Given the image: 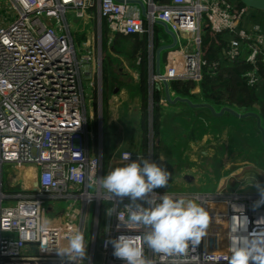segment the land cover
<instances>
[{
    "label": "built area",
    "instance_id": "2783aa9c",
    "mask_svg": "<svg viewBox=\"0 0 264 264\" xmlns=\"http://www.w3.org/2000/svg\"><path fill=\"white\" fill-rule=\"evenodd\" d=\"M130 1L138 0H5L4 9L10 12H6L9 18L0 20V264H95L98 254L99 264H124L106 241L122 233L136 238L146 231L136 224L130 230L118 229L119 221L115 215L108 216L107 209L126 217L129 199L113 200L97 190V177L106 175L109 168L102 148L92 141L83 79H89L93 87L92 101L97 95L95 83L100 87L102 76L105 25L125 36H153L157 21L169 26L177 35V48L169 73L162 74L160 82L201 85L206 76H217L231 63L248 67L241 77L248 86L261 84L264 28L250 26L251 8L240 6L238 0H140L146 7L143 15L139 4ZM70 17L84 27L95 20L94 32L85 33L83 54L76 47ZM207 30L214 36H229L214 58H208L204 50ZM138 156L145 157L121 150L119 166ZM5 164L38 167L37 191L5 192L1 180ZM155 191L154 195L165 193ZM167 194L202 202L213 220L201 243L184 254L154 253L144 245L147 264H228L233 249L247 241L248 232L264 229V205L254 207L260 192L222 188ZM60 199L73 202L60 216L55 205L50 207L62 220L52 222L45 216L44 204ZM11 200L16 203L3 204ZM77 201L82 204L79 209L74 208ZM91 205L94 234L88 258L69 261L57 248L75 230L86 235Z\"/></svg>",
    "mask_w": 264,
    "mask_h": 264
},
{
    "label": "rangeland",
    "instance_id": "374dc122",
    "mask_svg": "<svg viewBox=\"0 0 264 264\" xmlns=\"http://www.w3.org/2000/svg\"><path fill=\"white\" fill-rule=\"evenodd\" d=\"M0 4L3 5L0 6V20H2L6 18V12H10V10L7 8L4 9V7H6L5 0H0ZM94 11H96V7ZM7 17L9 18V16ZM263 18L264 13H261L259 19ZM70 22L72 24V32L76 38V47L79 52L83 54L86 52L82 44L86 38L85 33L94 32L95 20H90L89 24L85 25V27L82 21L76 22L72 17H70ZM249 22L250 25L257 24V21L251 18H249ZM104 27L105 31L103 32L102 42L103 91H108L110 98H113L114 95H118L122 91L126 92L131 88L136 92H142L140 88L141 77L137 76L140 72L138 70V73H136L134 68L138 67L139 63H141L138 53L142 51L141 48L142 45H144V37H129L112 32L106 25ZM156 36L161 43L167 38L164 29L158 25H156ZM154 37L155 35H149L148 41H146V47H148V49L154 44ZM170 41L169 38V42ZM182 43H185V41H182ZM136 48H138V50ZM161 71H164V61L161 63ZM150 80L151 77L149 75V83ZM83 84L87 94L88 118L93 122V126L96 127L94 140L95 142H100V134L102 132L104 133V130H101L100 126L102 122L100 116L101 110L103 114L104 107L102 105L99 113V101L97 97V107L94 110L92 119V96L89 94L94 95L93 87L90 85V80L85 77L83 79ZM151 84L155 88L156 84H159V82L151 80ZM115 90H117L116 93ZM141 95L143 96V93ZM148 96H151L150 87ZM126 101L120 113H118V116L126 119L124 120L125 123H123V126L129 131L133 130V133L139 126L140 120H138V117L140 115L138 116V111H134L131 113V116H128L126 114V107H129L131 104L129 99ZM174 115L179 116L175 118ZM205 116L206 115L198 117L181 109L179 113H169L168 121L167 119L165 120L166 123L169 122L168 131L169 134H171L169 135V142L177 139L180 145L156 146L159 163L171 173L169 187L167 189L178 193H204L215 192L219 187H225L226 190L242 193L260 192L259 188L264 187V143L262 144L263 146L260 144L261 137L256 130L254 121H251V124L248 122L247 124L242 123V125L228 117H224L221 120H213L210 119V116ZM144 120H147V124L149 125V129L146 133L150 145L153 136L151 130L152 120L149 115ZM104 126L102 128H104ZM201 135H205L209 138L205 143L207 146L183 145L188 139L197 138V136ZM151 148L152 146H145L146 150L144 153L146 156H151ZM104 158L107 159L105 155ZM184 174L193 176L194 181L196 177L197 181L195 184L186 181L183 176ZM254 178L255 182L249 184ZM5 185L4 191L7 192L6 182ZM71 202H73V199L68 201L64 199L46 201L44 204L46 218L52 222L57 221V223H62V220L54 216L53 212L49 211V208L55 205L57 210L59 209V211L62 210L63 212ZM15 203L16 200H11L5 201L3 204L14 205ZM81 207V202L77 201L74 208L79 209ZM94 214L95 208L94 205H91L88 209V218H90L88 232H86L85 235V240L89 243L87 250L91 245L93 237L92 227ZM98 256L99 254L97 255L95 264H99Z\"/></svg>",
    "mask_w": 264,
    "mask_h": 264
},
{
    "label": "clouds",
    "instance_id": "9594fccd",
    "mask_svg": "<svg viewBox=\"0 0 264 264\" xmlns=\"http://www.w3.org/2000/svg\"><path fill=\"white\" fill-rule=\"evenodd\" d=\"M124 159L130 161V156ZM170 178L171 173L161 163L143 156L97 177L98 191L107 193L113 200L127 197L130 201L125 205L126 217L110 207L107 209V215H115L119 221L117 228L130 230V225L136 224L146 229L140 237L122 233L106 241L111 244L113 255L124 264H147L144 245L154 253L184 254L207 235L213 218L202 202L167 192L154 195L156 189L169 187ZM254 182L255 178L249 184ZM259 191L256 208L264 205V187ZM244 231L248 232L247 228ZM88 244L84 234L75 230L66 244L57 249L69 261L78 262L88 258ZM228 264H264V229L248 232L247 241L233 249Z\"/></svg>",
    "mask_w": 264,
    "mask_h": 264
},
{
    "label": "crops",
    "instance_id": "0c3cea01",
    "mask_svg": "<svg viewBox=\"0 0 264 264\" xmlns=\"http://www.w3.org/2000/svg\"><path fill=\"white\" fill-rule=\"evenodd\" d=\"M155 1L165 3V2H169L170 0H155ZM257 11H260V10H257ZM263 12L264 11L258 12L260 14H257V16H260L261 13H263ZM255 20L257 21V19L254 18V21ZM155 26H156V23L154 24L153 28ZM158 26H160V25H158ZM250 26L251 27L252 26L262 27L259 24V21H257V24H253ZM160 27H162L164 29L163 26H160ZM164 32L167 34V38L162 43L160 42V46L173 43L172 37L168 34V32H166L165 29H164ZM206 33L207 34L205 35V37L206 36L212 37V41L210 44L206 45L204 50H205L206 56L207 57L209 56L208 58H214L215 56L220 54L222 47L228 41L229 36L227 34L220 35V36H214L208 30ZM147 35L149 37V34H147ZM131 36H133V35H131ZM138 36L142 37L144 35H138ZM169 38L171 40L170 42H169ZM176 48H177V45L172 49H166V50L161 52V63L164 61V71L163 72L161 71L162 74H168L169 73V62L171 61L172 56H173ZM156 50H157V48L155 49V47L153 45H151L150 49H147L148 58H149V60H148L149 75H150L151 79L155 73V63H156L155 62V55H156L155 53H156ZM138 54H139V60L141 61V55H140V53H138ZM161 63H160V66H161ZM224 69L232 70V64L227 63L226 67H224L223 70ZM134 70L136 73H138L139 69H138V67H135ZM137 76H140V74H137ZM261 79H262L261 84H259L257 86L258 88H260V90L264 86V72L262 73ZM154 81L159 82V84H156L155 88H157V90H159V92L161 94L160 101L158 103L160 105V108H161V110H160V112H161V118H160L161 119V126H160V135L158 137H156V139H155V135L153 132V121H152L151 130H152L153 136H152V141H151L150 145H149V140L146 139V134L144 132L143 119H144L145 111L143 108V97L141 95V91L136 92L134 89L131 88L126 92L120 91L121 93H119L118 95H114L113 98H110L108 95V91H106V92L103 91V73H102V80L101 79L99 80L100 87H97V84L95 83V89H96L97 95H95V97L92 100L93 109H92L91 116L93 119L94 110L97 107L96 99L98 97L99 108H100V100H101V108H102V105L104 107L103 114H102V110H101L102 122H103L102 127L104 125H106V126H105L104 133L102 132L100 134V142H95V140H94V135L96 134L95 133L96 127L93 126L92 121H91L90 132H91L92 139H93L92 141L94 143H96L95 144L96 148L101 147L102 150L106 149L107 154L106 153L105 154L107 155V159L104 158V160L106 161V167L109 168V171L112 168L119 166L118 155H119V152L123 149L124 150H132L135 153L144 154V156L146 158H150V159L155 161V159H154L155 146H180L178 144L177 139H174L173 141L169 142V138H170L169 135H171V134H169V131H168L169 122H167V123L165 122L166 119H167V121L169 119V113H179L180 110L182 109L183 111H185L189 114H192V115L194 114L198 117L204 116V115L210 116V119H213V120H221L224 117H228L229 119H232L238 123V120H236V118L241 119V118H238V117H236V116H234L228 112H225V114L223 116L218 117V116H214L211 113V111L208 110L207 108H193V107L189 106L188 104L181 103V102H177L176 104L170 103L166 99L165 86H164L163 82H160L157 79ZM171 82L172 81L169 82V89H170V93H171L172 98H175L177 96L183 97L182 95L178 94V92H176L175 90H173L171 88ZM149 85H150L149 87H150L151 96H148V100H147V117L149 115L151 120H153V114H154V99H153V93L154 92L153 91L155 88L151 84V80H150ZM149 87H148V90H149ZM100 91H102L101 99L99 98ZM116 92H117V90H115V93ZM186 97L190 98L191 100H193L196 103L208 102V103L212 104L217 109V111H220L225 106L231 107L227 103H225L223 101H217L216 99L210 100V101L205 100L204 96L202 94L201 85L194 84V86H191V88L189 90V95ZM127 99L130 100L131 105L129 107H126V114L128 116L129 115L131 116L132 112L138 111V116L140 115L138 117V120H140L139 126L133 133H132L133 130L129 131L127 128H125V126H123V123H125L124 120H126V119L121 118V116H118V113H120L121 108H122L123 104L127 102L126 101ZM150 103H151V105H150ZM231 108H233V107H231ZM238 112L246 113L243 111H238ZM250 112H252V111H250ZM177 116H179V115H177ZM177 116L174 115L175 118ZM248 118H252V117H248ZM243 119H247V118H243ZM119 120H121V121H119ZM251 121H253V120H250L249 124H251L250 123ZM162 126H164V127H162ZM101 130H103V128ZM257 130H258V128H257ZM258 133L260 134V137H261V133L259 130H258ZM208 139L209 138L206 137L205 135H201V136H197V138L188 139V141L185 142L183 145L184 146H207L205 143ZM260 144L261 145L263 144L262 138H261ZM145 146H152L151 156L145 155V153H144V151L146 150ZM156 150H157V147H156ZM103 157H104V151H103ZM157 162L159 163V156H158ZM38 173H39V169H38V167H36L34 165L14 166L11 164H5L3 167L2 173H1L3 190L6 187V185H5V182H6L7 183V190L6 191L9 193L14 194V193L31 192V191H33V187L35 186V184L38 183ZM183 176H184V179L186 181H188L185 178L186 174H184ZM189 176H191V175H189ZM196 181H197V178L195 177V181H194V177H193V179L191 181H188V182H193V184H195ZM222 188H225V187H219L218 190H216V191H219ZM156 190L168 192V193L169 192H175V191H169V189H167V188H160V189H156ZM61 213H62V210L57 213V216H60ZM92 231L94 234V227H92ZM86 232H88V224H87V231Z\"/></svg>",
    "mask_w": 264,
    "mask_h": 264
},
{
    "label": "trees",
    "instance_id": "16d2710c",
    "mask_svg": "<svg viewBox=\"0 0 264 264\" xmlns=\"http://www.w3.org/2000/svg\"><path fill=\"white\" fill-rule=\"evenodd\" d=\"M240 6H245L243 3L239 2ZM253 10V9H252ZM254 12V13H253ZM261 12L257 10H253L250 18L254 20L257 19L259 24L264 28V18L259 19L256 13ZM264 13V12H263ZM105 31V27L103 32ZM154 47L155 49L160 46V42L156 36V26L154 27ZM137 37L138 35H133ZM131 37V36H129ZM144 45H142L141 52V63L138 66L140 77H141V85L140 88L143 93V108L145 111L144 119L147 118V100H148V87H149V67H148V52L146 47V41H148V35L144 36ZM204 47L210 44L212 41V37L206 36L204 37ZM138 50V48H136ZM211 56V55H210ZM209 57V56H208ZM248 67H232V70L224 69L217 76L210 77L206 76L205 79L201 83L202 94L204 99L207 101L216 99L217 101H223L236 109L237 111L243 112H256L259 113L262 118V125L264 127V86L261 89L258 87H250L246 84L244 80H242V73ZM191 86H194L193 82H181V81H172L171 88L178 92V94L186 97L189 95V90ZM160 92L157 88L154 89L153 99H154V114H153V132L155 137L160 135V126H161V108L158 104L160 101ZM229 115V114H228ZM233 117V116H232ZM143 119L144 132L146 134L147 139V130L149 129V125L147 124V120ZM239 124L248 123L250 120L255 122V127H257L256 120L254 118L247 119H237ZM243 125V124H242ZM105 131V126L103 128ZM257 130V128H256ZM258 131V130H257ZM104 148V147H103ZM156 146L154 152V159L158 161V153H156ZM106 149H104V155L107 158Z\"/></svg>",
    "mask_w": 264,
    "mask_h": 264
},
{
    "label": "water",
    "instance_id": "95a60500",
    "mask_svg": "<svg viewBox=\"0 0 264 264\" xmlns=\"http://www.w3.org/2000/svg\"><path fill=\"white\" fill-rule=\"evenodd\" d=\"M118 1H122V0H118ZM239 2L243 3L245 6L254 9V10H260V11H264V0H238ZM129 3H136L139 4V6L142 9V14L146 15V7L144 5V3L140 0L138 1H130ZM156 25H160L163 26L164 29L166 30V32H168V34L172 37L173 39V43L172 44H167V45H163L160 46L159 48H157L156 50V55H155V73L152 76L151 80H156L160 77H162V72H161V52L166 50V49H172L177 45V35L169 29V26L162 21H157ZM154 46V44H152ZM101 80H102V76H101ZM164 86H165V96L166 99L173 104H176L177 102H181V103H186L189 106L193 107V108H207L208 110L211 111V113L214 116H218L221 117L225 114V112H228L238 118H248V117H252L256 119V123H257V128L261 133V138H262V142L264 143V127L262 125V118L260 116V114L256 113V112H246V113H241L238 112L237 110H235L234 108L225 106L223 107L220 111H217V109L210 103L208 102H200V103H196L193 100H191L190 98L187 97H181V96H177L175 98H172L171 93H170V89H169V82L166 79L162 80ZM101 95H102V91L99 95V98L101 99ZM100 109H101V100H100V108H99V113H100ZM100 118H102V115L100 116ZM153 121V120H152ZM101 122V121H100ZM101 129H102V122L100 123ZM185 178L188 181H191L193 179L192 176L186 175ZM38 189V183L35 184V186L33 187V191H37ZM175 193V192H174Z\"/></svg>",
    "mask_w": 264,
    "mask_h": 264
}]
</instances>
